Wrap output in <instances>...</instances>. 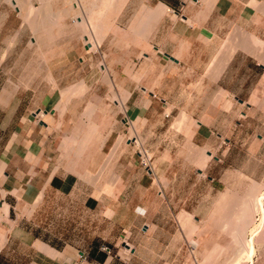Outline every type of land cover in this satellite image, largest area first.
<instances>
[{
    "label": "rangeland",
    "instance_id": "374dc122",
    "mask_svg": "<svg viewBox=\"0 0 264 264\" xmlns=\"http://www.w3.org/2000/svg\"><path fill=\"white\" fill-rule=\"evenodd\" d=\"M9 1L0 0V59L3 57L4 60L0 74L7 82L10 81L20 89L30 91L41 87L40 91L45 94L17 97V100L23 99L22 104L27 108L25 113L32 124H40L50 135V153L54 168L73 173L72 178L78 181L75 188L67 190L72 192L71 195L45 190L40 199L41 192L32 205H29V214L33 213L31 227L37 231L41 229L42 239H49L50 243H54L56 235H61V240L57 241L59 243L71 245L77 250L91 249L95 235V208H91L89 195H97L95 191L102 190L104 184L113 190L114 184L119 180L115 171L117 157L129 147L151 181V192L155 201L146 220L154 221L155 226L150 224L144 235L120 230L117 239L112 242L97 241L100 253L104 254L99 250L101 244L110 248V253H105L108 264H227L237 248L234 235L251 239L255 253L264 247V212L255 214L258 212L254 205L256 201H264L261 196L264 194V144L251 143V117L244 118L243 113L235 110L217 115V124L221 130L243 139L236 144L235 149L242 151L240 158L237 162L232 161L234 166L229 168L225 163L215 161L213 151L209 152L211 157L207 158L208 151L190 142L191 125L194 122L191 123L188 117L178 122L179 118L165 116L168 110L156 125V129H146L142 120L135 119L138 132L136 135H133L130 127L131 123L134 124L133 120H126L118 135L123 140L121 146L117 149L112 147L109 152L106 147L102 150L99 147L102 140L99 134L105 135L115 125L121 126V115L125 114L119 104V100L124 101L125 95L120 90L116 94L112 71L108 70L111 62L106 44L110 41L108 37H111V33L118 30L116 13L126 0H88L87 5L92 10L90 18L87 17L89 20L86 24L89 25L83 22L85 26L72 19L76 11L70 7L71 0H21L20 2L26 3V8L21 10L12 6V0ZM138 3L141 4V9L146 8L147 1L139 0ZM57 4L60 9L62 5H69L67 15H59ZM48 5H53L52 10L56 12L52 15L57 14L56 17L49 15L46 18L41 13L38 15ZM38 18L42 21L38 22ZM44 18L50 21L46 22ZM63 18H67L66 22L62 21ZM85 34L96 39L89 38V46H96L88 49L84 45ZM254 39L260 41L255 43ZM24 41H27V47H24ZM246 41L251 42V51L258 53L262 61V37H252V33L230 27L214 40L213 45L219 47L208 48L207 74L213 72L215 75L217 62L227 57L230 49L234 51L236 47H240L238 49L248 51L247 46H244ZM44 42L48 43L43 45ZM110 42L117 45L114 41ZM20 43L21 46H18ZM64 53H68L74 64L64 65L58 62L62 60L60 55ZM62 75L66 78L74 76V80L68 82L69 80L60 78ZM211 98L213 95L209 92L205 101L210 102ZM222 98L237 101L234 97L226 98L219 93L214 100ZM52 109L53 114H50ZM38 110L47 111L42 120L35 117L34 112ZM89 120L95 122L98 130L87 137ZM227 123H230V128ZM234 127L235 131L231 133ZM131 135L140 138L137 140ZM115 137L116 135L112 142ZM200 159H207L206 164ZM236 168L251 172V177ZM210 174L219 181L211 182ZM108 193L113 195L111 191ZM244 208L247 210L242 213ZM185 212L188 218L186 224L181 222V214H186ZM106 215L110 216L111 213L107 211ZM125 240L131 245L129 250H126L129 247H126ZM15 255L10 256L9 263L3 264L26 263L23 256L17 252ZM254 255L251 260L242 264H253ZM258 262L264 263V256L259 257Z\"/></svg>",
    "mask_w": 264,
    "mask_h": 264
},
{
    "label": "crops",
    "instance_id": "0c3cea01",
    "mask_svg": "<svg viewBox=\"0 0 264 264\" xmlns=\"http://www.w3.org/2000/svg\"><path fill=\"white\" fill-rule=\"evenodd\" d=\"M138 1L126 0L116 13L118 30L108 38L117 45L110 41L106 44L111 62L108 70L112 71L116 94L120 90L125 95L124 101L119 100L125 114L121 115V126L115 125L105 135L98 131L102 135L98 133L103 143L101 149L111 150L126 120L139 119L144 128L156 129L168 110V117L179 118L178 122L188 117L195 123L191 125V143L206 152L213 151L216 162L233 167L232 161L237 162L242 152L239 148L235 151L236 144L243 139L221 130L217 115L235 110L243 113L244 118L251 117V143L264 144V59L261 61L259 54L251 51L253 46L248 42L244 45L248 51L240 47L230 49L228 56L217 62L215 75L207 74L208 48L219 47L213 45L214 40L230 27L264 41V0H142L147 1L145 9L140 8ZM66 7L59 9L66 11L63 15L67 13ZM27 46L24 41V47ZM60 56L59 63L74 64L68 53ZM3 62L2 57L0 72ZM60 78L74 80V76ZM40 90L41 87L20 89L0 74V190L4 192L0 197V264L9 263L16 252L24 257L25 264H108V258L99 260L102 253L97 241L112 242L120 230L144 235L150 224L155 226L154 221L146 220L155 201L151 181L139 159L126 147L117 157L115 171L119 180L113 190L104 184L102 190L95 191L97 195H89L91 208H95L91 249L77 250L59 243L61 235H56L54 243L42 239L41 229L31 227L33 213L29 214V205L40 192L41 198L45 190L71 195L67 190L75 188L78 181L72 178L73 173L54 168L50 135L40 124H32L23 99L17 100L45 94ZM209 92L213 98L206 102ZM218 93L237 101L214 100ZM40 111L39 116L38 112L34 114L42 120L45 114ZM87 125V137L98 130L92 120ZM227 126L230 128V123ZM236 169L251 177V172ZM209 177L211 182L219 181L212 174ZM108 191H113V195ZM254 256L253 264H259L264 247Z\"/></svg>",
    "mask_w": 264,
    "mask_h": 264
},
{
    "label": "bare ground",
    "instance_id": "6f19581e",
    "mask_svg": "<svg viewBox=\"0 0 264 264\" xmlns=\"http://www.w3.org/2000/svg\"><path fill=\"white\" fill-rule=\"evenodd\" d=\"M9 1V0H8ZM11 1V0H10ZM9 1V2H10ZM21 0H12V6L13 7H16L17 9H23L25 6H26V3H23V2H20ZM29 1V0H28ZM52 1V0H51ZM67 1V0H66ZM91 1V0H90ZM63 2H64V0H63ZM69 2V1H68ZM108 2V1H107ZM116 3H117V1H115ZM60 3H62V2H60ZM66 3V2H65ZM87 3H88V0H71V2H70V7H71V9L73 10V11H76V12H74V17H72V19L74 18V21H76V23H78V24H80V23H83L84 21H85V24L88 22V20H87V17L88 18H90L89 17V14L91 13V11L90 10H92V7L89 5H87ZM92 3V2H91ZM48 4V3H47ZM51 4H52V2H51ZM54 4V3H53ZM63 4V3H62ZM120 6H121V4L120 3H118ZM41 5V4H40ZM46 5V4H45ZM109 5V4H108ZM111 5V4H110ZM117 5V4H116ZM63 6V5H62ZM67 7H69V5H66ZM122 6H124L123 4H122ZM52 7L53 6H51V5H48L47 7L45 6V8L44 9H42L39 13H38V15L41 13V16H44V17H46L47 18V16H52V18H53V15H55V14H53L52 15V13L55 11V10H52ZM64 8V9H66L67 10V12H68V8ZM110 7V6H109ZM26 8V7H25ZM55 8V7H54ZM59 8V7H58ZM112 8V7H111ZM29 9V8H28ZM30 9H31V7H30ZM60 9V8H59ZM59 9H56L57 11H58V13H59V15H60V13H62V12H66V11H62V12H59ZM115 9V8H114ZM20 10H19V12H20ZM27 10V9H26ZM25 10V11H26ZM32 10V9H31ZM52 10V11H51ZM61 10H63V8L61 9ZM70 10V9H69ZM71 10V11H72ZM120 10V9H119ZM25 11H24V13H25ZM27 11H29V10H27ZM27 11H26V13H27ZM51 11V12H50ZM56 12V11H55ZM117 12V11H116ZM119 13V12H118ZM63 14V13H62ZM66 15H67V13H65ZM71 14V13H70ZM24 15H26V14H24ZM37 15V14H36ZM57 15V14H56ZM56 15L54 16V17H56ZM91 15V14H90ZM109 15V14H108ZM61 16V15H60ZM65 15H63V17H64ZM112 16V15H111ZM114 16V15H113ZM27 17V16H26ZM39 17V16H38ZM109 17V16H108ZM24 18V17H23ZM42 18V17H41ZM62 18V17H61ZM112 18V17H111ZM35 19V18H34ZM43 19V18H42ZM45 19V18H44ZM55 19V18H54ZM57 19V18H56ZM55 19V20H56ZM110 19V18H109ZM39 18H38V22H39ZM46 20V22L49 20V19H45ZM34 21V20H33ZM36 21V20H35ZM40 21H42V20H40ZM50 21V20H49ZM109 21V20H108ZM110 22V21H109ZM74 23V22H73ZM51 24V23H50ZM58 24H60V23H58ZM38 25V24H37ZM40 25V24H39ZM42 25V24H41ZM40 25V26H41ZM53 25V24H52ZM83 25H84V23H83ZM86 25H89V24H86ZM48 26H49V24H48ZM47 26V27H48ZM56 26V25H55ZM58 26V25H57ZM73 26H74V24H73ZM77 26H79V25H77ZM85 26V25H84ZM98 26V25H97ZM101 26V25H100ZM106 26H107V24H106ZM105 26V27H106ZM39 27V26H38ZM53 27H54V25H53ZM59 27V26H58ZM62 27V26H61ZM87 27V26H86ZM42 28H43V25H42ZM41 28V29H42ZM54 28H57V27H54ZM74 28V27H73ZM88 28H90L89 26H88ZM36 29H37V26H36ZM40 29V30H41ZM61 29V28H60ZM33 30V29H32ZM44 30H45V27H44ZM47 30H49V29H47ZM51 31V30H50ZM86 31V30H85ZM90 31H92V29L90 30ZM100 31H102V30H100ZM106 31V30H105ZM39 32V31H38ZM52 32V31H51ZM54 32V31H53ZM48 34L50 33V32H47ZM56 33V32H55ZM54 33V34H55ZM70 33V32H69ZM88 33V32H87ZM92 33V32H91ZM47 34V35H48ZM52 34V33H51ZM53 35V34H52ZM56 35V34H55ZM58 35V34H57ZM33 36V35H32ZM49 36V35H48ZM48 36H46L47 38H52V36L50 35V37H48ZM73 36V35H72ZM84 36V38H83V40L85 41V43H84V45L86 44V46H87V48L88 49H90V47L91 46H93L92 44H91V46H89L90 45V39L92 38H90V37H88L86 34L85 35H83ZM241 36H243V35H241ZM94 37V36H93ZM245 37V36H244ZM250 37V36H249ZM252 37H254L253 36V34H252ZM55 37L53 36V39H54ZM90 38V39H89ZM100 38V37H99ZM101 38H103V37H101ZM242 38V37H241ZM43 39V38H42ZM53 39H51L52 41H53ZM92 39H95V38H92ZM249 39H251V38H249ZM50 40V41H51ZM96 40V39H95ZM246 40V39H245ZM37 41H40V40H37ZM42 41H44V40H42ZM249 41V40H248ZM250 41H252V40H250ZM254 41H255V43H257V42H259L260 40H258V39H254ZM36 42V41H35ZM247 42V41H246ZM253 42V41H252ZM30 43H31V41H30ZM39 43V42H38ZM46 43H48V42H46ZM45 42H44V44L43 45H45L46 44ZM248 43V42H247ZM251 43V42H250ZM249 43V44H250ZM33 44V43H32ZM97 44L99 45V43L97 42ZM36 45H37V43H36ZM94 46H96V45H94ZM252 46V45H251ZM38 47L40 48V46L38 45ZM43 47V46H42ZM41 47V49L43 50V48ZM37 48V47H36ZM85 48V47H84ZM93 48V47H92ZM254 48H255V44H254ZM41 50V51H42ZM39 51V50H38ZM40 52V51H39ZM103 70V69H102ZM50 74V73H49ZM47 76V75H46ZM111 81V80H110ZM26 86V85H25ZM66 98H68V97H65V99ZM121 103V102H120ZM87 105V104H86ZM93 105V104H92ZM121 107V106H120ZM93 108V107H92ZM92 108H91V110H92ZM90 111V110H89ZM88 111V112H89ZM41 111H39L38 113H37V116H39V113H40ZM87 112V113H88ZM91 112V111H90ZM89 114V113H88ZM91 114V113H90ZM90 116V115H89ZM88 116V117H89ZM87 117V118H88ZM120 122V121H119ZM132 122H134V124H132L131 123V130H132V133H133V135L135 134L136 135V130H135V124H136V121L133 119V121ZM138 133V132H137ZM65 135V134H64ZM139 136V135H138ZM131 137L133 138H135V137H137V136H132L131 135ZM131 137H129V139L131 138ZM140 138V137H139ZM138 138V139H139ZM124 139V138H123ZM127 139V138H126ZM135 139H137V138H135ZM137 139V140H138ZM62 140V139H61ZM83 140V139H82ZM121 138H118L117 137V139H116V141H115V143H114V146H113V148H119L120 146H121ZM72 142H73V140H71ZM123 141V140H122ZM141 141V140H140ZM69 143V142H68ZM101 144V146H102V144L103 143H100ZM141 144V143H140ZM65 146V145H64ZM67 147V146H66ZM100 147V146H99ZM141 147V146H140ZM83 148V147H82ZM112 148V147H111ZM114 153H115V149H114ZM114 153H113V155H114ZM112 155V154H111ZM206 157L207 158H210L211 157V154H206ZM113 158V157H112ZM207 160V159H206ZM206 160L205 159H200V161H202V163H205L206 162ZM104 163V162H103ZM108 163L106 162V165H107ZM206 164V163H205ZM204 164V165H205ZM105 165V166H106ZM105 166H104V169H105ZM201 166H202V164H201ZM103 170V169H102ZM101 172V171H100ZM115 178V177H114ZM99 180V179H98ZM113 180V179H112ZM109 182H111V181H109ZM96 184V183H95ZM112 185H113V183H111ZM95 187V186H94ZM226 190V189H225ZM227 191V190H226ZM113 192V191H112ZM222 192V191H221ZM230 192V191H229ZM3 191L2 190H0V197H2L3 196ZM223 193V192H222ZM225 193H223V195H224ZM228 194V193H227ZM40 195H41V193H40ZM40 195H39V198L38 199H40ZM261 196H263V198H264V194H262ZM226 197V196H225ZM95 198V197H94ZM99 198V197H98ZM254 198V197H253ZM257 199V198H256ZM261 199V198H260ZM261 200H263V199H261ZM256 201V200H255ZM254 201V202H255ZM263 202L264 201H262V203L260 202V200L257 202L256 201V203L254 204L255 205V207H256V211L258 212V213H255V214H261V212H264V206H263ZM246 205V204H245ZM246 207V206H245ZM2 208H4V210L6 209V206L5 205H3L2 206ZM246 208H248V206L246 207ZM245 210H247V209H242V213H243V211H245ZM186 213V212H185ZM241 213V212H240ZM241 213V214H242ZM244 215V214H243ZM242 216V215H241ZM240 216V217H241ZM245 216V215H244ZM261 217V216H260ZM244 218V217H243ZM258 218V217H257ZM262 218V217H261ZM187 220H188V218H187V213L186 214H181V222H183L184 224H186V222H187ZM192 223V222H191ZM194 227V226H193ZM225 227V226H224ZM235 234V233H234ZM237 234V233H236ZM259 234V233H258ZM240 236V235H239ZM239 236H235L234 235V243H236V246H237V248H236V251H235V253L232 255V257L230 258V260L228 261V263L227 264H242V263H245V262H247L248 260H251V257H252V255L253 254H255L256 255V253H255V248L253 247V245H251V239H248V238H239ZM253 237V236H252ZM125 242V245H126V247H129V248H126V250H129L130 248H131V245H130V243L129 242H127L126 240L124 241ZM39 243V242H38ZM35 244V243H34ZM40 244V243H39ZM38 244V245H39ZM197 244V243H196ZM218 245V244H217ZM43 246V245H42ZM44 246H46V245H44ZM220 247V246H219ZM46 248H47V246H46ZM223 248H225V247H223ZM51 249V248H50ZM50 249H48V252L50 251ZM218 249V248H217ZM222 249V248H221ZM52 250V249H51ZM251 251H253V253H251ZM51 252V251H50ZM55 253V252H54ZM214 254H216V253H214ZM218 254V253H217ZM54 254H52V256H53ZM214 256H217V255H214ZM213 256V257H214ZM214 259V258H213ZM253 260V259H252ZM252 262V261H251Z\"/></svg>",
    "mask_w": 264,
    "mask_h": 264
},
{
    "label": "built area",
    "instance_id": "2783aa9c",
    "mask_svg": "<svg viewBox=\"0 0 264 264\" xmlns=\"http://www.w3.org/2000/svg\"><path fill=\"white\" fill-rule=\"evenodd\" d=\"M165 116H168V114H165ZM99 250L103 251L106 254L110 253V248L107 245H105V244H101L99 246Z\"/></svg>",
    "mask_w": 264,
    "mask_h": 264
},
{
    "label": "water",
    "instance_id": "95a60500",
    "mask_svg": "<svg viewBox=\"0 0 264 264\" xmlns=\"http://www.w3.org/2000/svg\"><path fill=\"white\" fill-rule=\"evenodd\" d=\"M166 56H168L170 59H172V60H175L176 61V59H174L172 56H170V55H168V54H166ZM240 102H242L241 100H239ZM40 110H38L37 112H39ZM43 113L44 114H46L47 113V111L46 110H43ZM49 113L50 114H53V109L52 110H50L49 111ZM43 124H45V123H43ZM209 153V152H208ZM210 154V153H209ZM210 178V177H209Z\"/></svg>",
    "mask_w": 264,
    "mask_h": 264
},
{
    "label": "trees",
    "instance_id": "16d2710c",
    "mask_svg": "<svg viewBox=\"0 0 264 264\" xmlns=\"http://www.w3.org/2000/svg\"><path fill=\"white\" fill-rule=\"evenodd\" d=\"M105 253L104 254H100V256H99V260H101L102 262L104 261V259H105Z\"/></svg>",
    "mask_w": 264,
    "mask_h": 264
},
{
    "label": "clouds",
    "instance_id": "9594fccd",
    "mask_svg": "<svg viewBox=\"0 0 264 264\" xmlns=\"http://www.w3.org/2000/svg\"><path fill=\"white\" fill-rule=\"evenodd\" d=\"M168 114V113H167Z\"/></svg>",
    "mask_w": 264,
    "mask_h": 264
}]
</instances>
